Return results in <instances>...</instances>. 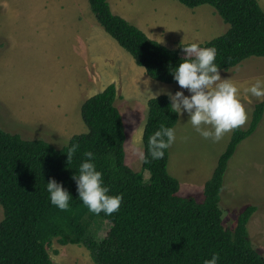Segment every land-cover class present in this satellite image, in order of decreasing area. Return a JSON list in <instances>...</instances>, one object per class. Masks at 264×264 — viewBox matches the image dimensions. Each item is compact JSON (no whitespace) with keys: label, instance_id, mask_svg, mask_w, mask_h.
Returning a JSON list of instances; mask_svg holds the SVG:
<instances>
[{"label":"trees","instance_id":"trees-1","mask_svg":"<svg viewBox=\"0 0 264 264\" xmlns=\"http://www.w3.org/2000/svg\"><path fill=\"white\" fill-rule=\"evenodd\" d=\"M102 29L144 69L152 80L177 84L171 71L193 57L150 39L128 21L112 13L108 0H87ZM193 9L209 5L228 25L227 31L200 47H215L219 71L232 69L252 57L264 58V12L257 0H176ZM116 87L108 85L88 98L80 116L87 131L73 136L79 150L67 162V147L59 149L42 140H24L0 128V264H52L47 246L83 244L94 264H203L218 253V264H264L249 240L247 224L256 207L247 206L238 214L232 230L225 229L219 207L220 193L228 161L237 146L250 137L264 114V102L255 105L246 130L238 127L219 156L210 179L203 188L204 201L179 197V183L167 171L168 149L162 159L142 162L148 183L125 165L126 139L122 116L115 106ZM143 148L161 124L174 128L168 96L149 99ZM96 155L97 170L103 173L110 195H123L118 212L111 216L88 211L78 198L72 179L78 174L83 153ZM110 157V160H109ZM55 179L71 195L68 211L50 204L46 183ZM101 217L108 225L106 235L95 240L89 234L91 223Z\"/></svg>","mask_w":264,"mask_h":264},{"label":"rangeland","instance_id":"rangeland-1","mask_svg":"<svg viewBox=\"0 0 264 264\" xmlns=\"http://www.w3.org/2000/svg\"><path fill=\"white\" fill-rule=\"evenodd\" d=\"M118 1L120 13L131 25L172 50H178L181 44L203 45L228 29L209 5L189 9L176 0ZM257 2L264 12V0ZM90 24L101 28L87 0H0V128L24 140H42L59 149L73 136L87 131L80 116L82 104L115 81V106L126 135L125 165L148 183L150 175L142 169L139 156L144 151L143 143L137 141L140 129L144 131L146 102L168 96L169 92L190 94L178 84L150 79L105 31L139 73L132 72L129 81H124L119 75L101 72L84 42V28ZM219 72L222 79H230L239 89L238 98L248 116L240 127L246 130L255 105L264 99L250 96L245 89L256 78L264 79V58H248ZM187 120V114L179 116L174 127L177 139L168 149L167 171L179 183V197L202 203L204 184L232 131L219 142H212L196 133ZM247 206L256 207L247 224L249 240L264 257V114L255 132L237 146L228 161L219 202L224 228L232 230L238 214ZM2 219L0 206V222ZM107 230V223L96 217L89 234L101 240ZM47 251L52 264H94L83 244L60 245L53 240Z\"/></svg>","mask_w":264,"mask_h":264},{"label":"clouds","instance_id":"clouds-1","mask_svg":"<svg viewBox=\"0 0 264 264\" xmlns=\"http://www.w3.org/2000/svg\"><path fill=\"white\" fill-rule=\"evenodd\" d=\"M184 55L193 57L180 62L171 71L173 80L180 89H186L190 95L183 91L174 94L167 93L173 113L178 116L187 114V123L203 139L219 142L227 133L244 125L248 119L247 112L238 98L239 89L230 81L222 79L219 66L215 63L217 49L215 47H200L198 43H191L182 48ZM245 92L257 99H264V79L256 78L255 82ZM147 125V115L144 117V126ZM177 139L176 130L161 124L148 138L147 155L139 152L142 162L162 159L165 151ZM182 139L187 140L188 137ZM138 143H143V128L137 135ZM67 162H70L80 148L78 143L66 141ZM85 159L80 163L78 174H74L78 198L93 214L103 213L111 216L119 211L123 195H110V188L105 185L103 173L97 170L96 155L92 151L83 153ZM110 160V157H109ZM50 204L60 211L70 208L69 192L55 179L46 183ZM220 256L213 253L210 259L203 264H218Z\"/></svg>","mask_w":264,"mask_h":264},{"label":"crops","instance_id":"crops-1","mask_svg":"<svg viewBox=\"0 0 264 264\" xmlns=\"http://www.w3.org/2000/svg\"><path fill=\"white\" fill-rule=\"evenodd\" d=\"M108 3L113 14L126 19L120 13L121 3L118 0L114 2L108 0ZM101 29L102 27L99 28L98 26L91 24L89 25V27L84 28V42L92 53L91 57L95 60L96 66H98L101 72L107 73L109 75H119L118 78L120 80L129 81L127 79L131 78L130 74L132 72L134 73H139V72L138 71L136 72L134 70L131 62L124 57L123 53L119 48L113 46V43L108 39V37L104 34V32H102L104 30ZM98 52L101 53L102 55L100 56ZM137 83L138 82H134V84ZM111 84L115 85V81H112ZM139 85L140 83H138V86Z\"/></svg>","mask_w":264,"mask_h":264}]
</instances>
